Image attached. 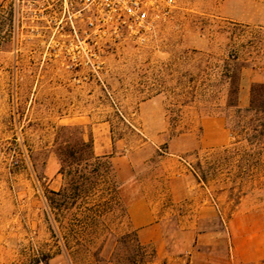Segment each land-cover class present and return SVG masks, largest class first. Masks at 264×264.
<instances>
[{
  "label": "rangeland",
  "instance_id": "374dc122",
  "mask_svg": "<svg viewBox=\"0 0 264 264\" xmlns=\"http://www.w3.org/2000/svg\"><path fill=\"white\" fill-rule=\"evenodd\" d=\"M174 1L150 43L72 60L58 33L25 25L21 2L0 0V246L16 264H196L195 253L264 264V249L231 261L229 234L264 246V0ZM67 126L107 152L126 209L149 201L166 256L121 209L100 231L50 232L45 195L63 186L54 152Z\"/></svg>",
  "mask_w": 264,
  "mask_h": 264
},
{
  "label": "built area",
  "instance_id": "2783aa9c",
  "mask_svg": "<svg viewBox=\"0 0 264 264\" xmlns=\"http://www.w3.org/2000/svg\"><path fill=\"white\" fill-rule=\"evenodd\" d=\"M29 23L51 29L72 60L99 57L100 43L131 40L150 43L174 9V0H16ZM59 44V43H58ZM215 205V203H213ZM216 206V205H215Z\"/></svg>",
  "mask_w": 264,
  "mask_h": 264
},
{
  "label": "trees",
  "instance_id": "16d2710c",
  "mask_svg": "<svg viewBox=\"0 0 264 264\" xmlns=\"http://www.w3.org/2000/svg\"><path fill=\"white\" fill-rule=\"evenodd\" d=\"M78 129L79 126L61 127L64 134L54 152L63 186L58 191L48 190L45 195V221L53 235L59 229L67 230L68 226L73 227V232L100 231L101 227H106L108 216L120 209L123 218L129 221L127 209L119 195V183L111 158L107 155L96 156L92 151L91 139L85 141L82 133L71 140L70 135ZM94 197L96 204L82 211L81 205ZM71 215L73 218L70 221L80 224L66 222L67 226H64L61 220ZM78 216L84 221L79 222ZM47 259L48 256L43 257L44 264H47Z\"/></svg>",
  "mask_w": 264,
  "mask_h": 264
},
{
  "label": "crops",
  "instance_id": "0c3cea01",
  "mask_svg": "<svg viewBox=\"0 0 264 264\" xmlns=\"http://www.w3.org/2000/svg\"><path fill=\"white\" fill-rule=\"evenodd\" d=\"M94 151L96 156H104L107 154V152L98 148L96 144L94 145ZM119 176H122L120 171ZM127 212L129 222L133 229L137 232L139 239L146 243H154L157 248L158 256H166L167 254L164 252L161 229L157 223V215L149 201L144 197H135L129 199L127 202ZM229 234L232 235L233 238L234 247H231V250L234 249L235 251L234 255L230 256L231 261H234L233 259H235L237 262L242 261L243 263H249L250 261L255 262L262 258L260 256L261 250L264 249L262 243L261 245L257 244V246H254L253 244H250L251 242H249L250 247L248 250L246 248L247 234L245 232H229ZM202 236V239L205 241L207 239L206 237L210 236V234H203ZM229 242L230 241H228V244ZM241 244L243 247H241ZM11 254L12 251L9 246H0V264H16L14 260L11 259ZM191 259L192 260L190 263L196 259V261L194 260V263L197 264V259H200L199 264H213L211 259H208L201 253H195L194 256H191ZM227 261V264H229V260Z\"/></svg>",
  "mask_w": 264,
  "mask_h": 264
}]
</instances>
